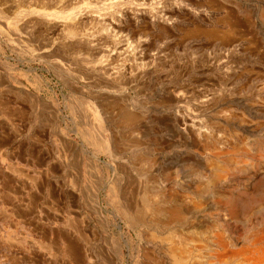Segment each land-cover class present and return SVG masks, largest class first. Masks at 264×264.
I'll use <instances>...</instances> for the list:
<instances>
[{"label": "rangeland", "instance_id": "rangeland-1", "mask_svg": "<svg viewBox=\"0 0 264 264\" xmlns=\"http://www.w3.org/2000/svg\"><path fill=\"white\" fill-rule=\"evenodd\" d=\"M170 246L264 264V0H0V264Z\"/></svg>", "mask_w": 264, "mask_h": 264}, {"label": "bare ground", "instance_id": "bare-ground-1", "mask_svg": "<svg viewBox=\"0 0 264 264\" xmlns=\"http://www.w3.org/2000/svg\"><path fill=\"white\" fill-rule=\"evenodd\" d=\"M64 2V1H63ZM226 9V8H225ZM231 10V9H230ZM234 17V16H233ZM226 19V18H225ZM247 23V22H246ZM75 24V23H74ZM239 25V24H238ZM249 26V25H248ZM196 28V27H195ZM77 32V31H76ZM217 32V31H216ZM215 35V34H214ZM224 35V34H223ZM93 37V36H92ZM118 37V36H117ZM214 37V36H213ZM218 38V37H217ZM216 39V38H215ZM94 41V40H93ZM100 52V51H99ZM97 59V58H96ZM101 62V61H100ZM98 63V62H97ZM96 63V64H97ZM102 64V63H101ZM98 65V64H97ZM100 65V64H99ZM103 66V65H102ZM106 68V67H105ZM125 70V69H124ZM105 71H106V69H105ZM113 72V71H112ZM108 74V73H107ZM108 75H110V74H108ZM119 80V79H118ZM114 81V80H113ZM130 85V84H129ZM108 87V86H107ZM176 93V92H175ZM110 98V97H109ZM103 99V98H102ZM116 99V98H115ZM101 100V99H100ZM11 101V100H10ZM117 101V100H116ZM123 101V100H122ZM125 102V101H124ZM100 107V106H99ZM114 110V109H113ZM105 111V110H104ZM11 112V111H10ZM9 112V113H10ZM27 112V111H26ZM126 112V111H125ZM128 112V111H127ZM8 113V112H7ZM21 114V113H20ZM126 114V113H125ZM13 115V114H12ZM128 117L130 116V115H127ZM124 117V116H123ZM139 117V116H138ZM133 118V117H132ZM211 118V117H210ZM7 119V118H6ZM134 119V118H133ZM128 120V119H127ZM208 122V121H207ZM15 124V123H14ZM196 124V123H195ZM117 126V125H116ZM45 131V130H44ZM47 134V133H46ZM104 135V134H103ZM47 136V135H46ZM99 145V149L100 150H104V146H103V144H98ZM248 151V150H247ZM39 152V151H38ZM209 168V167H208ZM52 171V170H51ZM43 177V176H42ZM45 180V179H44ZM47 180V179H46ZM173 194V193H172ZM54 195V194H53ZM146 196V195H145ZM259 196V195H258ZM181 198V197H180ZM170 199V198H169ZM255 199V198H254ZM148 201V200H147ZM179 201V200H178ZM74 202V201H73ZM151 203V202H150ZM235 203V202H234ZM149 204V203H148ZM157 206V205H156ZM164 206V205H163ZM179 206H181V205H179ZM56 208V207H55ZM132 208V207H131ZM135 209V208H134ZM185 209V208H184ZM183 209V210H184ZM161 210V209H160ZM172 211L174 210V209H171ZM183 210H181L180 208H178L177 210H176V214H175V216H176V218L177 219H180V218H182L183 217V215L185 214V213H183ZM137 210H132L130 213H128L129 214V220H131V221H136L135 219H136V217H137V212H136ZM189 212V211H188ZM173 213H175V212H173ZM146 214V213H145ZM151 214V213H150ZM154 216H155V214H153ZM174 217V216H173ZM185 218V217H184ZM170 219V218H169ZM174 219V218H173ZM150 220H151V218H150ZM197 221V220H196ZM182 222V221H181ZM157 225V224H156ZM161 225V226H160ZM237 225V224H236ZM159 227H160V229H161V231L160 232H165V233H167V229H169L170 230V228L171 227H169L168 228V226H170V224H167V223H159V225H158ZM34 227V226H33ZM175 227V226H174ZM241 227V226H240ZM186 228V227H185ZM184 228V229H185ZM188 228H190V227H188ZM233 228V227H232ZM202 230V229H201ZM241 231V230H240ZM47 232V231H46ZM156 232V231H155ZM82 233V232H81ZM183 233V232H182ZM171 234H172V232H171ZM67 235V234H66ZM213 235V234H212ZM83 237V236H82ZM87 238V237H86ZM162 238H164V240L167 242L168 241V239L170 238V236H167V235H164V236H162ZM220 238V237H219ZM140 239V238H139ZM149 239V238H148ZM171 239V238H170ZM216 239V238H215ZM258 239V238H257ZM260 239H262V238H260ZM52 240V239H51ZM72 240V239H71ZM160 240H162V239H160ZM218 240V239H217ZM84 241V240H83ZM171 241V240H170ZM169 241V242H170ZM173 241V240H172ZM195 241V240H194ZM258 241V240H257ZM174 242V241H173ZM178 242V241H177ZM220 242V241H219ZM54 243V242H53ZM195 243V242H194ZM218 244V243H217ZM186 245H188V244H186ZM195 245V244H194ZM224 245V244H223ZM218 246H220V245H218ZM223 247V246H222ZM260 247V246H259ZM258 247V248H259ZM183 248V247H182ZM181 248V249H182ZM166 249V248H165ZM190 249V248H189ZM249 249V248H248ZM257 249V248H256ZM184 251V250H183ZM230 251V250H229ZM225 252H226V250H225ZM243 252V251H242ZM167 253L169 254V255H171L172 257H173V262H174V264H188V262L186 261V260H183V258H178V256H180L181 255V251L176 247V246H170L169 247V249L167 250ZM184 253V252H183ZM189 253V252H188ZM187 253V254H188ZM191 253V252H190ZM241 253V252H240ZM247 253V252H246ZM249 254V253H248ZM183 255V254H182ZM186 255V254H185ZM240 255V254H239ZM187 256V255H186ZM189 256V255H188ZM247 256V255H246ZM256 256H257V254H256ZM169 257V256H168ZM223 257V256H222ZM28 258V257H27ZM219 258V257H218ZM246 258H248V257H246ZM146 260V259H145ZM152 260H155V259H152ZM195 260V259H194ZM252 260V259H251ZM224 261V260H223ZM248 261V260H247ZM249 261H250V258H249ZM255 261V260H254ZM257 261V260H256ZM260 261V260H259ZM263 261V260H262ZM156 262V261H155ZM52 263V262H51ZM159 263V262H158ZM161 264V263H160ZM193 264V263H192ZM254 264V263H253Z\"/></svg>", "mask_w": 264, "mask_h": 264}, {"label": "crops", "instance_id": "crops-1", "mask_svg": "<svg viewBox=\"0 0 264 264\" xmlns=\"http://www.w3.org/2000/svg\"><path fill=\"white\" fill-rule=\"evenodd\" d=\"M98 147H99V145L97 146V150L102 152V150H100Z\"/></svg>", "mask_w": 264, "mask_h": 264}]
</instances>
